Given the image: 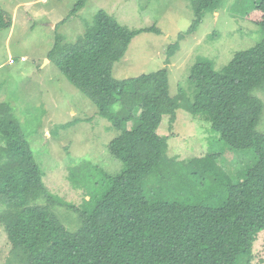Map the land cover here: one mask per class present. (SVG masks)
Listing matches in <instances>:
<instances>
[{
    "label": "trees",
    "instance_id": "16d2710c",
    "mask_svg": "<svg viewBox=\"0 0 264 264\" xmlns=\"http://www.w3.org/2000/svg\"><path fill=\"white\" fill-rule=\"evenodd\" d=\"M223 1L193 0L196 18L179 41L193 35ZM83 6L81 0L72 15ZM246 15L261 29V41L237 52L222 72L202 60L190 74L196 94L188 111L210 123L230 150H250L243 178L221 168L227 179L223 191L209 192L195 181L188 186L187 175L175 170L162 173L153 191L146 189L144 180L158 171L169 148V138L159 132L163 119L169 116L174 123L183 104L170 95L167 69L123 80L112 71L136 36L160 35L158 27L132 31L100 10L75 42L56 37L49 59L119 132L108 150L122 166L115 174L100 171L94 185L102 187L101 196L90 213L72 207L82 224L77 232L68 231L51 210L58 201L44 184L45 173L13 107L0 103V224L11 246L6 264H253L254 243L264 231V134L257 130L264 104L253 94L264 84V0ZM12 26L0 11V30ZM219 157L208 153L190 160L188 175L204 178L215 171L218 176ZM184 191L182 199L168 197Z\"/></svg>",
    "mask_w": 264,
    "mask_h": 264
},
{
    "label": "rangeland",
    "instance_id": "374dc122",
    "mask_svg": "<svg viewBox=\"0 0 264 264\" xmlns=\"http://www.w3.org/2000/svg\"><path fill=\"white\" fill-rule=\"evenodd\" d=\"M80 1L0 0V11L13 22L11 29L0 30V103L13 107L35 160L45 173L44 184L58 201L51 210L62 225L77 232L82 219L72 207L90 213L101 196L102 187L94 185L100 182V171L115 174L122 166L108 150L119 132L49 59L57 36L65 42H75L94 25L100 10L129 30L155 25L162 32L136 36L124 58L114 64V78L129 79L167 69L170 95L183 104L174 123H170L169 116L163 119L159 132L169 138V148L158 171L144 180L146 189L153 191L162 173L173 170L187 175L186 185L195 181L209 192L223 191L226 172L243 178L251 164L250 150H230L217 133L210 131V123L188 111L187 104L194 101L196 94L190 82L195 64L207 60L222 72L237 52L249 50L261 41V29L246 18L260 0H224L218 9L206 14L193 35L181 41L179 34L186 32L196 18L193 0H84L83 8L72 15ZM178 41L179 47L169 55L170 47ZM253 94L264 104V84ZM66 124L71 125L64 128ZM257 130L264 134V112ZM208 153H220L216 167L219 177L215 171L204 178L189 176V161ZM182 194L185 191L168 197L182 199ZM10 251L0 224V264H6ZM252 261L264 264V231L254 243Z\"/></svg>",
    "mask_w": 264,
    "mask_h": 264
},
{
    "label": "built area",
    "instance_id": "2783aa9c",
    "mask_svg": "<svg viewBox=\"0 0 264 264\" xmlns=\"http://www.w3.org/2000/svg\"><path fill=\"white\" fill-rule=\"evenodd\" d=\"M22 60L24 61V58H22ZM14 63V61H13V59L11 60V64H13Z\"/></svg>",
    "mask_w": 264,
    "mask_h": 264
},
{
    "label": "crops",
    "instance_id": "0c3cea01",
    "mask_svg": "<svg viewBox=\"0 0 264 264\" xmlns=\"http://www.w3.org/2000/svg\"><path fill=\"white\" fill-rule=\"evenodd\" d=\"M13 27V26H12Z\"/></svg>",
    "mask_w": 264,
    "mask_h": 264
}]
</instances>
